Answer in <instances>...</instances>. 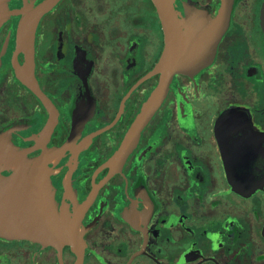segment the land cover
Segmentation results:
<instances>
[{
  "label": "flooded vegetation",
  "instance_id": "obj_1",
  "mask_svg": "<svg viewBox=\"0 0 264 264\" xmlns=\"http://www.w3.org/2000/svg\"><path fill=\"white\" fill-rule=\"evenodd\" d=\"M42 1L10 0L0 27V203L33 210L46 154L77 239L0 234V264H264V0H172L196 69L173 75L120 157L162 77L158 7L59 0L36 28L28 85L22 10Z\"/></svg>",
  "mask_w": 264,
  "mask_h": 264
},
{
  "label": "water",
  "instance_id": "obj_2",
  "mask_svg": "<svg viewBox=\"0 0 264 264\" xmlns=\"http://www.w3.org/2000/svg\"><path fill=\"white\" fill-rule=\"evenodd\" d=\"M158 7L160 16L165 26L166 33V50L162 59V67H156V70L162 73V77L159 85L156 87L149 100L144 106L138 120L135 122L132 128V135L128 142L123 146L119 152V157L124 155L132 143L133 133L138 130V127L143 126L151 117L155 109L162 102L163 98L167 94L169 83L175 73H189L196 69V67H190V64L195 60L194 55H191L187 50H183L182 33L179 19L175 12L172 0H153ZM10 0H0V27L9 18L11 9L9 8ZM59 0H43L33 9L25 8L22 10L24 14L23 20L19 29V42L18 50H23L25 53V67H17V73L19 78L28 85H31L34 81L33 70L34 67V38L36 28L39 24L41 17L50 11ZM18 11H14L17 13ZM228 8H226L223 18L228 19ZM40 94V92L36 89ZM27 152H18L16 156L17 164L26 158ZM45 158L46 154H43L35 161L33 165V171L31 175L39 177L38 181L34 182L35 186L40 188L34 189L35 192H41L36 194L33 198V210L30 206L26 207L24 204L22 207L10 204L0 203V234L11 237H29L35 238L40 241H58L64 239H70L75 241L76 232L74 231V222L70 221L68 227L61 220L54 207L53 198L48 190V175L45 172ZM19 168V166H18ZM26 168V167H23ZM22 175H26L23 173ZM41 177L42 178L41 180ZM44 179V180H43ZM44 185V186H43Z\"/></svg>",
  "mask_w": 264,
  "mask_h": 264
}]
</instances>
